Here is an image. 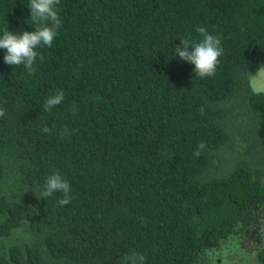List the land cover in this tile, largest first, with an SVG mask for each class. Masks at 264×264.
<instances>
[{
  "label": "trees",
  "instance_id": "trees-1",
  "mask_svg": "<svg viewBox=\"0 0 264 264\" xmlns=\"http://www.w3.org/2000/svg\"><path fill=\"white\" fill-rule=\"evenodd\" d=\"M28 5L0 0V32L34 31ZM57 8L62 27L34 75L0 49V264H121L133 251L145 264L223 261L244 216L264 213V93L250 86L264 68V0ZM198 27L221 40L211 77L175 57ZM57 89L64 101L45 112ZM55 171L65 205L41 197Z\"/></svg>",
  "mask_w": 264,
  "mask_h": 264
},
{
  "label": "clouds",
  "instance_id": "clouds-1",
  "mask_svg": "<svg viewBox=\"0 0 264 264\" xmlns=\"http://www.w3.org/2000/svg\"><path fill=\"white\" fill-rule=\"evenodd\" d=\"M60 0H29L28 9L30 11V21L34 25V31H23L16 33L5 28L0 32V49L5 50L3 62L9 66H23L29 76L35 74L34 64L39 59L43 61L44 57L37 50L41 47H51L54 39L58 35V30L62 27L59 17ZM196 32L200 39L193 40L191 37H185L175 48V57L181 61L194 66L193 72L200 78L211 77L215 75L219 57L223 55L221 40L218 36L210 34L205 27H198ZM65 99L64 92L57 89L55 94L48 96L43 105L45 112H50L54 107L60 105ZM73 113L76 112V104L73 102ZM6 116V109L0 106V118ZM41 132L51 134L52 129L42 127ZM65 127L61 135L74 134ZM206 147L204 142L198 145L194 156L200 155V150ZM71 189L68 181L63 178L59 171L53 172L46 178L43 185L41 197L52 196L54 193H63V198L58 200L60 205L70 202L69 196ZM146 257L140 252L133 251L125 254L121 264H145Z\"/></svg>",
  "mask_w": 264,
  "mask_h": 264
},
{
  "label": "flooded vegetation",
  "instance_id": "flooded-vegetation-1",
  "mask_svg": "<svg viewBox=\"0 0 264 264\" xmlns=\"http://www.w3.org/2000/svg\"><path fill=\"white\" fill-rule=\"evenodd\" d=\"M247 217L250 222L248 228L243 229L238 227L234 232V237L237 241V252L233 260V264H255L258 259L260 249H264V213H259L251 217ZM251 227H254L251 229ZM243 257V258H242ZM218 264H224L223 261L217 260Z\"/></svg>",
  "mask_w": 264,
  "mask_h": 264
},
{
  "label": "rangeland",
  "instance_id": "rangeland-1",
  "mask_svg": "<svg viewBox=\"0 0 264 264\" xmlns=\"http://www.w3.org/2000/svg\"><path fill=\"white\" fill-rule=\"evenodd\" d=\"M250 86L255 92L264 93V68L258 71L256 75H254L250 79ZM236 254L239 253L234 250H223V252L221 253V258L223 259L224 264H233V260Z\"/></svg>",
  "mask_w": 264,
  "mask_h": 264
}]
</instances>
